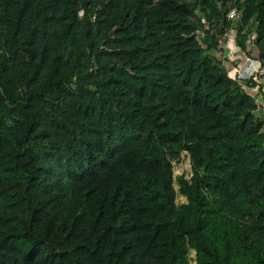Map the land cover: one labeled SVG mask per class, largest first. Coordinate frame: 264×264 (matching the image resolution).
I'll list each match as a JSON object with an SVG mask.
<instances>
[{
    "label": "trees",
    "instance_id": "trees-1",
    "mask_svg": "<svg viewBox=\"0 0 264 264\" xmlns=\"http://www.w3.org/2000/svg\"><path fill=\"white\" fill-rule=\"evenodd\" d=\"M230 28L263 63L264 0H0V264H264V76L227 74Z\"/></svg>",
    "mask_w": 264,
    "mask_h": 264
},
{
    "label": "built area",
    "instance_id": "built-area-1",
    "mask_svg": "<svg viewBox=\"0 0 264 264\" xmlns=\"http://www.w3.org/2000/svg\"><path fill=\"white\" fill-rule=\"evenodd\" d=\"M236 16H237V10L235 7H232L227 12V17L234 18ZM227 74L230 77L240 79L242 81V84L246 85L247 84L246 82L250 76L254 74L264 76V62L261 63L259 59L246 56L243 64H241L239 67H234L228 70Z\"/></svg>",
    "mask_w": 264,
    "mask_h": 264
},
{
    "label": "crops",
    "instance_id": "crops-1",
    "mask_svg": "<svg viewBox=\"0 0 264 264\" xmlns=\"http://www.w3.org/2000/svg\"><path fill=\"white\" fill-rule=\"evenodd\" d=\"M222 46L227 48L228 50V60L223 59V64L225 66V68L228 70L234 68V67H239L241 64H243L244 62V58L246 55H244L243 53H236L235 52V44L233 41V37L227 36L226 34L224 35V38L222 39ZM263 86V92H264V81L263 79H260V82ZM257 87H252L249 88V90L253 91L254 93L256 92L255 96H257V98L259 99V96L261 93L257 94Z\"/></svg>",
    "mask_w": 264,
    "mask_h": 264
},
{
    "label": "rangeland",
    "instance_id": "rangeland-1",
    "mask_svg": "<svg viewBox=\"0 0 264 264\" xmlns=\"http://www.w3.org/2000/svg\"><path fill=\"white\" fill-rule=\"evenodd\" d=\"M234 29H229L225 34L227 36H230L234 33ZM259 99L262 100L261 95L259 96ZM263 101V100H262ZM185 173L187 176L190 174V162H189V157L187 153L182 152V155L180 159L176 162L173 163V173L179 174V173ZM185 200V197L181 195L180 193L177 194L176 201L177 202H182ZM190 256H194V250H191ZM192 264H194V261L192 260Z\"/></svg>",
    "mask_w": 264,
    "mask_h": 264
},
{
    "label": "water",
    "instance_id": "water-1",
    "mask_svg": "<svg viewBox=\"0 0 264 264\" xmlns=\"http://www.w3.org/2000/svg\"><path fill=\"white\" fill-rule=\"evenodd\" d=\"M223 20H224V18L222 19V21H223ZM231 25H232V26H235L236 24H235V22H232Z\"/></svg>",
    "mask_w": 264,
    "mask_h": 264
}]
</instances>
